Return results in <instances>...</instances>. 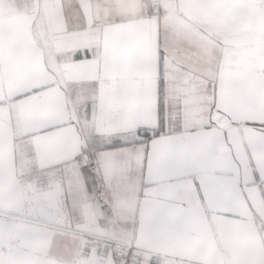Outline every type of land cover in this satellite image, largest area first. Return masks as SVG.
I'll return each instance as SVG.
<instances>
[{
  "label": "crops",
  "instance_id": "1",
  "mask_svg": "<svg viewBox=\"0 0 264 264\" xmlns=\"http://www.w3.org/2000/svg\"><path fill=\"white\" fill-rule=\"evenodd\" d=\"M157 1L0 0L4 182L22 188L0 196L22 216L0 218V264H94L86 235L150 264H264V102L215 110L221 45Z\"/></svg>",
  "mask_w": 264,
  "mask_h": 264
},
{
  "label": "rangeland",
  "instance_id": "2",
  "mask_svg": "<svg viewBox=\"0 0 264 264\" xmlns=\"http://www.w3.org/2000/svg\"><path fill=\"white\" fill-rule=\"evenodd\" d=\"M171 1H175V12L179 16L210 34L223 49L220 79H223L222 83L227 80L230 85L214 87L215 110L225 91L241 90L245 92L240 101L244 102V106L240 104L241 109L255 113V101L264 102V0ZM160 7L159 4V11ZM8 137V131L0 126V196L2 203L12 206L13 193H20L22 188L19 183L4 182V174L9 168ZM0 218L15 221L22 216L1 213Z\"/></svg>",
  "mask_w": 264,
  "mask_h": 264
},
{
  "label": "built area",
  "instance_id": "3",
  "mask_svg": "<svg viewBox=\"0 0 264 264\" xmlns=\"http://www.w3.org/2000/svg\"><path fill=\"white\" fill-rule=\"evenodd\" d=\"M151 1V14L154 17L159 15V3L157 0ZM155 133L147 131V136L151 137ZM75 164L78 168L94 167V155L92 152L81 154ZM98 197H104V182L98 177ZM77 255L81 258H92L94 264H150L163 261V258L152 254L144 257L127 244L112 242L93 235H86L77 246Z\"/></svg>",
  "mask_w": 264,
  "mask_h": 264
},
{
  "label": "bare ground",
  "instance_id": "4",
  "mask_svg": "<svg viewBox=\"0 0 264 264\" xmlns=\"http://www.w3.org/2000/svg\"><path fill=\"white\" fill-rule=\"evenodd\" d=\"M7 154H8V152H7ZM7 161V160H6Z\"/></svg>",
  "mask_w": 264,
  "mask_h": 264
}]
</instances>
